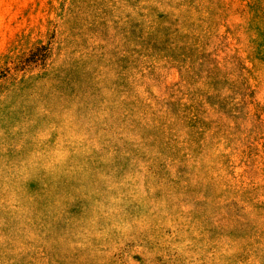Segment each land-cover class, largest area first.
I'll return each mask as SVG.
<instances>
[{"label": "rangeland", "instance_id": "1", "mask_svg": "<svg viewBox=\"0 0 264 264\" xmlns=\"http://www.w3.org/2000/svg\"><path fill=\"white\" fill-rule=\"evenodd\" d=\"M0 264H264V0H0Z\"/></svg>", "mask_w": 264, "mask_h": 264}]
</instances>
